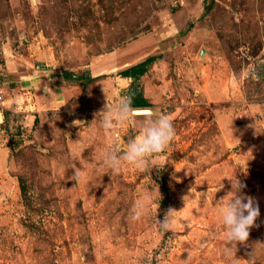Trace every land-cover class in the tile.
I'll list each match as a JSON object with an SVG mask.
<instances>
[{"label": "rangeland", "instance_id": "rangeland-1", "mask_svg": "<svg viewBox=\"0 0 264 264\" xmlns=\"http://www.w3.org/2000/svg\"><path fill=\"white\" fill-rule=\"evenodd\" d=\"M132 56L156 57L138 80L115 68ZM54 84L77 99L60 107ZM135 89L152 106L106 132L98 113ZM140 110L176 136L113 174L104 153L139 134ZM0 111V264H264V0H0ZM236 179L260 216L225 256L217 202Z\"/></svg>", "mask_w": 264, "mask_h": 264}, {"label": "clouds", "instance_id": "clouds-1", "mask_svg": "<svg viewBox=\"0 0 264 264\" xmlns=\"http://www.w3.org/2000/svg\"><path fill=\"white\" fill-rule=\"evenodd\" d=\"M135 111L131 106V98L123 97L115 106L109 108L106 105L105 109L98 113H104L101 127L106 132H112L127 122ZM142 124L139 134L127 142L125 149L121 150L118 145H115L104 153L102 163L113 174H118L124 165L144 171L149 159L164 152L176 136L173 118L170 114L161 113L155 116L154 112L148 110L142 117ZM81 171L79 168H74L72 179L79 181ZM245 187L246 185L236 179L235 184H232V191L217 202L219 216L226 233L225 256H231L234 249L237 251V245L246 244L250 230L257 226L256 221L260 216L256 201L251 196L243 195ZM142 211L143 205H136L130 214V220L139 221ZM175 213L177 211L173 208L166 211L163 220H158L159 231L162 233L171 231ZM246 264H254V262L246 261Z\"/></svg>", "mask_w": 264, "mask_h": 264}, {"label": "crops", "instance_id": "crops-1", "mask_svg": "<svg viewBox=\"0 0 264 264\" xmlns=\"http://www.w3.org/2000/svg\"><path fill=\"white\" fill-rule=\"evenodd\" d=\"M140 55H142V54L141 53H138L137 54V56H140ZM135 57H136V55H135ZM133 58H134V56L130 57L129 60H125L122 64L119 63V61H116L114 63L115 64V68H117V67H119L121 65L122 67H120V68H123L124 69L123 71L128 70L130 67L138 64V63H135V62L132 61ZM129 61H131V62H129ZM103 68H106V65ZM96 70H98V69H96ZM105 71L106 70H104V72ZM37 73H39V71H37ZM37 73H29V74H27V77H23V78L21 77V82L24 83L25 85H29V84L35 85L37 89H38V87H41L42 85L51 84L49 81H46V79L39 78L40 75L38 76ZM58 76H59L58 78H60V79L63 78V75L62 74H59ZM24 78H26V79H24ZM125 78H127V77H125ZM128 78H131V77H128ZM69 80H72V79H69ZM52 89H54V95H55V91L57 93L56 96H55V101L59 104L60 107L67 106L71 101H73L72 100L73 98H76V97H74L75 96L74 95V92H75L74 90H76V88L74 86H71L70 94H69V90H68V88H66V86L64 88H58L56 86V84H54V86H53ZM48 90H49V88H48ZM49 98H50V101H53L52 100V97H49Z\"/></svg>", "mask_w": 264, "mask_h": 264}, {"label": "trees", "instance_id": "trees-1", "mask_svg": "<svg viewBox=\"0 0 264 264\" xmlns=\"http://www.w3.org/2000/svg\"><path fill=\"white\" fill-rule=\"evenodd\" d=\"M213 7L214 2L206 8V13L212 12ZM155 59V56H149L143 62L130 67L128 70L123 71L121 74L124 77H131L138 80L140 79V77L146 74L149 66L155 61ZM63 76H65L66 79H73L72 77H74V75L68 73H63ZM74 78L78 79V76H75ZM131 106L134 109H142L151 107L152 105L149 103L148 99L144 97L141 91L135 89L131 95Z\"/></svg>", "mask_w": 264, "mask_h": 264}, {"label": "water", "instance_id": "water-1", "mask_svg": "<svg viewBox=\"0 0 264 264\" xmlns=\"http://www.w3.org/2000/svg\"><path fill=\"white\" fill-rule=\"evenodd\" d=\"M146 111H144V110H140V111H138V113L139 114H144Z\"/></svg>", "mask_w": 264, "mask_h": 264}, {"label": "built area", "instance_id": "built-area-1", "mask_svg": "<svg viewBox=\"0 0 264 264\" xmlns=\"http://www.w3.org/2000/svg\"><path fill=\"white\" fill-rule=\"evenodd\" d=\"M2 114V111H0V115Z\"/></svg>", "mask_w": 264, "mask_h": 264}]
</instances>
